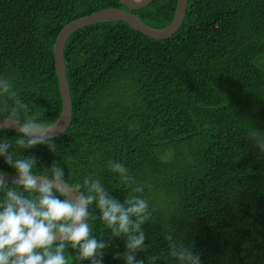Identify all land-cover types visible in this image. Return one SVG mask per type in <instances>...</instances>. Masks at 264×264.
<instances>
[{"label":"trees","instance_id":"16d2710c","mask_svg":"<svg viewBox=\"0 0 264 264\" xmlns=\"http://www.w3.org/2000/svg\"><path fill=\"white\" fill-rule=\"evenodd\" d=\"M177 0L132 10L152 27L168 25ZM119 0H0V118L46 125L62 100L53 43L69 21ZM72 98L69 128L54 148H16L36 157L33 173L53 163L88 194L99 180L118 202L147 201L145 241L133 264H264V0H188L166 39L124 21L74 31L64 45ZM2 137L15 140L14 130ZM122 164L123 174L112 171ZM0 171L14 172L0 157ZM137 189H140L137 191ZM3 193H0V199ZM92 235L107 242L103 264H125L89 206ZM133 219H135L133 217ZM173 253H184L185 258ZM66 249L70 264H89Z\"/></svg>","mask_w":264,"mask_h":264},{"label":"clouds","instance_id":"9594fccd","mask_svg":"<svg viewBox=\"0 0 264 264\" xmlns=\"http://www.w3.org/2000/svg\"><path fill=\"white\" fill-rule=\"evenodd\" d=\"M14 130L13 142L0 135V157L15 175L7 179L0 174V264H70L66 256L69 247L76 250V259L89 264H103L105 250L110 245L92 235L88 220L89 206L95 201L100 220L113 237L125 239V251L113 253L114 259L133 264L137 250H143L145 235L141 225L147 220L148 204L142 198H126L118 202L109 195L99 180L91 181L88 194L81 185H72L63 169L53 163L42 175H35L36 157L17 158L16 148L30 149L37 145L54 148L53 125L36 119L21 120L15 110L0 121V134ZM112 171L125 173L120 163ZM140 189H137L139 191ZM133 217L135 219H133ZM179 255L185 258L184 253ZM200 264L199 257H189ZM135 264H143L136 261Z\"/></svg>","mask_w":264,"mask_h":264},{"label":"water","instance_id":"95a60500","mask_svg":"<svg viewBox=\"0 0 264 264\" xmlns=\"http://www.w3.org/2000/svg\"><path fill=\"white\" fill-rule=\"evenodd\" d=\"M126 9L119 7H104L93 11L92 13L75 18L66 23L58 32L53 43L54 67L58 78L59 90L62 100V109L59 117L51 124L53 125V138L65 132L72 121V98L66 75L64 62V45L68 37L76 30L91 24L106 21H124L134 30L139 31L145 36L153 39H166L170 37L180 27L185 14L188 0H177L173 18L171 22L163 27H152L146 24L132 10H137L149 5L153 0H119ZM0 118V121L6 120ZM0 174H6L7 179H11L14 172L0 171ZM37 175V174H35Z\"/></svg>","mask_w":264,"mask_h":264}]
</instances>
